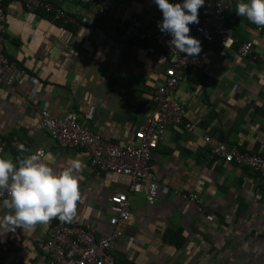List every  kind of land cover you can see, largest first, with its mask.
Returning a JSON list of instances; mask_svg holds the SVG:
<instances>
[{"label":"crops","instance_id":"obj_1","mask_svg":"<svg viewBox=\"0 0 264 264\" xmlns=\"http://www.w3.org/2000/svg\"><path fill=\"white\" fill-rule=\"evenodd\" d=\"M47 1L73 14L75 23L53 22L16 1L4 5L6 56L16 77L10 87L0 81V141L6 142L0 156L15 162L43 149L44 162L54 170L68 167L71 159L82 161L84 167L75 173L76 212L65 223L90 226L97 237H105L111 232L108 200L127 191L128 177L97 174L84 152L51 143L39 111L53 117L74 113L112 143H134L135 132L153 111L154 87L171 57L152 42H120L106 30L113 14L159 20L162 14L152 0H101L107 10L101 19L79 0ZM236 3L227 10L235 20V45L227 50L205 46L202 69L191 70L173 92L191 128L166 130L141 191L128 195L130 217L118 223L121 236L110 253L119 264H264V180L211 154L213 147L227 144L264 155V33L235 14ZM205 14L203 5L199 23ZM247 41L258 58L236 56V48ZM150 182L159 187L153 205L146 200ZM175 193L197 194L214 221ZM6 214L8 209L0 207V217ZM44 236L41 223L7 234L0 243L3 264H47L36 246Z\"/></svg>","mask_w":264,"mask_h":264},{"label":"built area","instance_id":"obj_2","mask_svg":"<svg viewBox=\"0 0 264 264\" xmlns=\"http://www.w3.org/2000/svg\"><path fill=\"white\" fill-rule=\"evenodd\" d=\"M9 0H0V81L7 87L13 86L15 74L13 64L6 56L7 45L6 14L4 5ZM21 3L25 8L41 11L51 21L63 25L75 23L73 14L47 0H12ZM234 0H205L206 14L200 23L190 27L189 35L201 42V52L196 56H187L169 46L171 37L161 33L157 27L159 19H136L112 15L111 27L106 33L120 42L129 41L133 44L141 41L152 42L154 46L171 57L170 65L164 70L163 79L154 87V108L145 124L134 134V143L115 144L97 135L80 122L79 116L67 113L62 117H53L46 110L39 111V124L49 135L51 143L60 148L80 150L84 152L89 166L97 174L112 173L128 177L130 184L125 193H114L108 200L107 210L111 214L109 225L111 232L105 237H97L94 229L77 223H65L57 217L47 223L45 236L39 239L38 251L47 257V264H119L110 254L121 232L117 229L119 222H126L130 217L128 195L139 193L142 183L151 170L152 153L163 140L167 129L182 130L191 128L184 124V109L174 98L177 86L186 81L188 73L202 69L204 65L203 48L217 44L221 49H231L236 39L231 32L235 23L227 15V10ZM82 5H88L95 10L96 19L107 15V10L101 0H79ZM127 28V32H121ZM256 32L264 33V27L255 25ZM238 58L245 59L253 55V44L250 41L241 43L235 50ZM260 57V56H259ZM206 143L210 142L205 138ZM6 146L0 141V152ZM215 159L233 165L237 168H247L264 180V156L258 153L244 151L236 145L221 144L211 150ZM1 157V156H0ZM158 185L150 182L147 187L146 200L153 205L158 196ZM194 208L199 215L205 216L208 222L214 219L206 215V204L194 193H175ZM8 198L0 194V200ZM0 264L3 259L0 257Z\"/></svg>","mask_w":264,"mask_h":264},{"label":"clouds","instance_id":"obj_3","mask_svg":"<svg viewBox=\"0 0 264 264\" xmlns=\"http://www.w3.org/2000/svg\"><path fill=\"white\" fill-rule=\"evenodd\" d=\"M204 2L152 0L162 14L157 27L171 37L168 42L171 48L187 56L201 52V42L189 35V25L199 23L198 9ZM235 14L264 27V0H237ZM46 159L43 149L15 162L0 157V194L8 197L0 200V207L8 209V214L0 217V243L18 228L47 223L54 217L70 222L75 215L80 197L75 173L84 167L82 161L71 159L67 162L68 167L54 170L44 162Z\"/></svg>","mask_w":264,"mask_h":264},{"label":"trees","instance_id":"obj_4","mask_svg":"<svg viewBox=\"0 0 264 264\" xmlns=\"http://www.w3.org/2000/svg\"><path fill=\"white\" fill-rule=\"evenodd\" d=\"M88 6V5H87ZM227 15H228V11H227ZM261 155V154H260ZM262 156H264V155H262ZM247 169V168H246Z\"/></svg>","mask_w":264,"mask_h":264}]
</instances>
